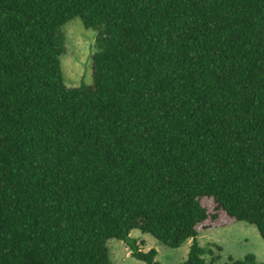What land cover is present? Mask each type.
I'll use <instances>...</instances> for the list:
<instances>
[{"label":"trees","instance_id":"obj_1","mask_svg":"<svg viewBox=\"0 0 264 264\" xmlns=\"http://www.w3.org/2000/svg\"><path fill=\"white\" fill-rule=\"evenodd\" d=\"M75 19L98 36L68 88ZM236 222L264 241V0H0V264H160L135 230L205 264L197 227Z\"/></svg>","mask_w":264,"mask_h":264},{"label":"rangeland","instance_id":"obj_2","mask_svg":"<svg viewBox=\"0 0 264 264\" xmlns=\"http://www.w3.org/2000/svg\"><path fill=\"white\" fill-rule=\"evenodd\" d=\"M65 52L60 58L63 82L68 88L89 86L92 83V56L96 52L95 42L98 32L86 30L80 19H75L62 30ZM198 244L205 249V264H225L230 259L242 261L253 255L258 263L264 264V241L257 228L245 222H236L224 228L210 231L203 225L197 227ZM131 238L137 240L139 248L146 253L157 252L156 261L160 264H183L188 257L191 242L180 248H169L160 244L149 234L132 231ZM111 264H145L130 255L127 246L120 241L107 242ZM212 252V256L209 255ZM215 258V262L212 261Z\"/></svg>","mask_w":264,"mask_h":264}]
</instances>
